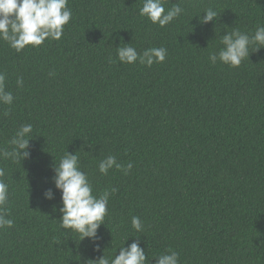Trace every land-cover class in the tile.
<instances>
[{
    "label": "trees",
    "instance_id": "16d2710c",
    "mask_svg": "<svg viewBox=\"0 0 264 264\" xmlns=\"http://www.w3.org/2000/svg\"><path fill=\"white\" fill-rule=\"evenodd\" d=\"M162 3L183 9L164 27L139 14L143 0H68L59 41L20 52L0 41L14 96L0 104V148L33 126L30 156L0 159L9 185L2 210L14 222L0 229V264H92L137 239L150 264L168 249L179 264H264V48L250 47L238 67L209 60L225 31L264 25V0ZM208 8L217 17L205 24ZM124 43L141 53L164 47L166 59L121 63ZM66 152L79 157L93 195L111 193L95 242L60 227L53 169ZM109 155L132 168L101 174Z\"/></svg>",
    "mask_w": 264,
    "mask_h": 264
},
{
    "label": "clouds",
    "instance_id": "9594fccd",
    "mask_svg": "<svg viewBox=\"0 0 264 264\" xmlns=\"http://www.w3.org/2000/svg\"><path fill=\"white\" fill-rule=\"evenodd\" d=\"M183 9L177 4L170 9H165L162 0H143V6L139 9L141 16L147 17L153 24L164 27L179 17ZM202 23H209L217 17V12L208 8L203 12ZM72 11L68 7V0H0V41L7 42L10 48L17 52L27 46H41L46 39L59 41L62 38L64 27L70 22ZM223 47L217 52L210 53L209 60L215 64L219 60L231 67H238L245 58H249V49L256 45L254 52L264 48V25H258L253 34L241 32L239 29L225 31L221 37ZM167 56L164 47L147 48L142 53L124 43L117 48V58L121 63L135 64L151 67L154 63H162ZM111 59V58H110ZM6 75L0 72V104L11 106L14 96L11 91L5 90ZM18 87H23V78H18ZM9 111H5L7 116ZM33 132L32 124H22L8 141L11 150L0 148V159L11 160L13 163H21L30 156L29 142ZM115 167L127 174L132 164L123 166L118 163L116 156L109 155L99 162L98 170L106 175ZM53 183L55 189L61 192L59 207L60 227L73 230L80 237L93 242L99 239L98 229L104 223L108 213L110 192L105 190L99 196L93 195V186L87 174L81 170L79 157L76 154L66 152L54 166ZM5 169L0 167V229L12 227L13 220L8 218L2 206L9 197V185L3 179ZM116 189H112L114 193ZM47 200L55 199L54 191L49 188L44 192ZM55 210V209H54ZM131 225L137 232L143 231V225L139 217L133 216ZM128 240V239H127ZM126 240V241H127ZM125 241V242H126ZM125 245V243H124ZM119 248V254L114 258L105 255L97 260H90L92 264H150L145 250L140 243L134 240L127 247ZM97 249L99 245L97 244ZM156 264H179V254L171 249L157 257Z\"/></svg>",
    "mask_w": 264,
    "mask_h": 264
}]
</instances>
